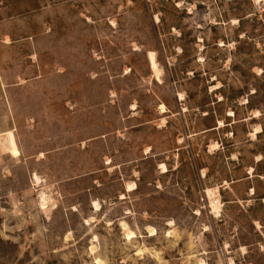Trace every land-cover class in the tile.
I'll use <instances>...</instances> for the list:
<instances>
[{
  "label": "rangeland",
  "instance_id": "374dc122",
  "mask_svg": "<svg viewBox=\"0 0 264 264\" xmlns=\"http://www.w3.org/2000/svg\"><path fill=\"white\" fill-rule=\"evenodd\" d=\"M96 259L264 264V0H0V264Z\"/></svg>",
  "mask_w": 264,
  "mask_h": 264
},
{
  "label": "bare ground",
  "instance_id": "6f19581e",
  "mask_svg": "<svg viewBox=\"0 0 264 264\" xmlns=\"http://www.w3.org/2000/svg\"><path fill=\"white\" fill-rule=\"evenodd\" d=\"M148 59H149V63H150V66H151V70L153 71H156V62H155V59H154V53L152 52H149L148 53ZM158 69V68H157ZM156 73V72H155ZM163 108V107H162ZM220 125V124H219ZM254 134V133H253ZM162 166V165H161ZM163 167V166H162ZM164 169V172H165V168L163 167ZM36 180L38 178H35ZM131 187H127V191H132L134 190L135 187H132V185H130ZM207 195L209 197V200H210V207L212 208V212L213 214H218L219 211H220V208H221V203L219 201V198L216 196V195H213L212 192L210 191H207ZM98 204L96 202H93V208L97 211L98 210ZM99 211V210H98ZM125 225V224H123ZM123 229L125 230V227L123 226ZM156 231L154 229H151L148 233V236L149 237H154L156 236ZM124 237H125V240L128 241V242H131L135 237L136 235L132 232V231H129V230H125V233H124ZM92 247H91V251H92ZM141 252V251H139ZM138 252V253H139ZM96 263L97 264H100V261L98 259H96Z\"/></svg>",
  "mask_w": 264,
  "mask_h": 264
},
{
  "label": "snow or ice",
  "instance_id": "6c2138e0",
  "mask_svg": "<svg viewBox=\"0 0 264 264\" xmlns=\"http://www.w3.org/2000/svg\"><path fill=\"white\" fill-rule=\"evenodd\" d=\"M230 115H231V113H230Z\"/></svg>",
  "mask_w": 264,
  "mask_h": 264
}]
</instances>
